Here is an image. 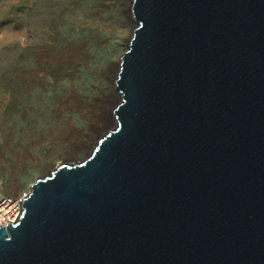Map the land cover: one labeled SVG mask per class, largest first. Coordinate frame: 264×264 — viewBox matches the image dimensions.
Here are the masks:
<instances>
[{"label": "water", "instance_id": "1", "mask_svg": "<svg viewBox=\"0 0 264 264\" xmlns=\"http://www.w3.org/2000/svg\"><path fill=\"white\" fill-rule=\"evenodd\" d=\"M114 125L35 178L0 264H264V0H132Z\"/></svg>", "mask_w": 264, "mask_h": 264}, {"label": "bare ground", "instance_id": "2", "mask_svg": "<svg viewBox=\"0 0 264 264\" xmlns=\"http://www.w3.org/2000/svg\"><path fill=\"white\" fill-rule=\"evenodd\" d=\"M75 2L21 0L23 15L17 36L20 46L13 47L12 36L4 44L0 72L13 92L11 96L19 99L17 137L25 157L30 156L27 147L48 142L65 150L63 163L80 159L78 154L85 156L90 152L114 122L112 111L117 103L114 86L121 53L100 60V49L107 42L102 21L109 17L112 8L118 16L115 21L131 36L132 0H84V9L87 7L90 16L98 21L84 28L83 36L73 37L69 42L43 44L37 35L48 22V9L59 5L62 14L67 15ZM69 30L72 32L74 27ZM81 67L96 77V83L85 82L90 84V91H86L81 78ZM40 120L44 125H39ZM7 127L12 141L13 125L9 122ZM17 164H21L20 160Z\"/></svg>", "mask_w": 264, "mask_h": 264}, {"label": "rangeland", "instance_id": "3", "mask_svg": "<svg viewBox=\"0 0 264 264\" xmlns=\"http://www.w3.org/2000/svg\"><path fill=\"white\" fill-rule=\"evenodd\" d=\"M75 1L71 13L67 15L62 14L61 6L59 5L51 6L48 9V13L46 14L49 18L48 22L43 24L37 35L43 44L69 42L73 37L83 36L84 28L91 27L94 22L98 21V19L90 16V10L87 7L84 9V0ZM22 15L21 0H0V67L6 39L12 36L13 47L17 48L20 46L17 36L21 31L20 19ZM117 18L118 16L110 8L109 17L102 21L107 40L106 44L100 49V60L102 62L109 54L115 57L118 53L122 55L126 50V41L130 33L119 22L115 21ZM70 26L74 27L72 32L69 30ZM80 28L83 29L81 32H79ZM81 71L83 73L81 78L84 83L88 80L96 83L94 74H90L83 67H81ZM85 88L86 91L92 89L88 83H85ZM12 93L0 72V192L8 195H17L26 194L36 177L49 174L58 164L63 163L61 157L64 155L65 150L60 146L51 145L46 142L44 145L27 147L26 149L29 150L30 156H23L19 148L21 143L17 137V120L20 103L19 99L11 96ZM9 122L14 128L12 141H10L9 129L7 127ZM39 125H44V122L40 120ZM113 125L114 122L109 128H112ZM95 145L92 146V149ZM89 153L87 152L85 156L79 153L80 159L69 160L67 163L79 162ZM18 160L21 162L19 165L17 164Z\"/></svg>", "mask_w": 264, "mask_h": 264}, {"label": "built area", "instance_id": "4", "mask_svg": "<svg viewBox=\"0 0 264 264\" xmlns=\"http://www.w3.org/2000/svg\"><path fill=\"white\" fill-rule=\"evenodd\" d=\"M24 196L25 193L8 195L0 192V224L6 225L16 219Z\"/></svg>", "mask_w": 264, "mask_h": 264}]
</instances>
